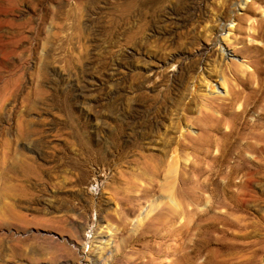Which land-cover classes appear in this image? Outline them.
Returning <instances> with one entry per match:
<instances>
[{"label": "rangeland", "instance_id": "374dc122", "mask_svg": "<svg viewBox=\"0 0 264 264\" xmlns=\"http://www.w3.org/2000/svg\"><path fill=\"white\" fill-rule=\"evenodd\" d=\"M220 1L0 0V264H176L167 251L181 235L161 240L178 189L180 254L194 264H242L239 247L221 262L214 250L261 238L264 177L253 169L264 152L230 145L241 127L264 124V95L234 118L253 94L245 88L233 107L214 111L221 121L208 122L201 108L228 90L223 77L237 81L223 70L214 90L202 86L191 98L190 87L218 56L220 32L207 40L205 27L237 34L229 28L243 13V40L220 43L233 53L226 62L253 71L254 49H236L261 45L251 35L264 0H229L225 17ZM259 78L264 86V71ZM208 123L218 131H203ZM157 163L160 170L146 168ZM151 217L152 236L142 238Z\"/></svg>", "mask_w": 264, "mask_h": 264}, {"label": "bare ground", "instance_id": "6f19581e", "mask_svg": "<svg viewBox=\"0 0 264 264\" xmlns=\"http://www.w3.org/2000/svg\"><path fill=\"white\" fill-rule=\"evenodd\" d=\"M256 1L261 2L262 0H256ZM252 3H253V1H252ZM228 4H229V0L220 1V10H221V15L223 17H225L227 15L226 8L228 7ZM251 8H252V6L250 4H247V6L245 8L246 12L248 11L250 13H253ZM187 9H188V7H187ZM247 18H248L247 15H245L244 13L237 16V24L234 26H230V28H229L230 32L233 31L234 33H237V34H233V35L222 33L223 27L219 28L218 31L214 32L213 31V26H214L213 24L205 27L204 31L201 34V37H204L207 40H209L208 38H210L212 35L215 37V35H217L220 32L219 33L220 39L214 38V41H213L215 43V45L219 44L218 45L219 46V50H218L219 52L217 51L218 56L211 58V59H209L210 57L207 58L205 66L202 67V69H201L202 71L200 72L199 76H197L198 78L196 77L194 79L190 73L194 69V66H197L199 64L201 65L202 60H203V59H201V57L198 58L197 60L189 61V65H187L184 72L182 71L183 72V78L185 81H187L188 79H191V78L194 79L192 81L193 87L192 86L190 87L191 88L190 93L192 96L191 98H193L197 93H199V89L202 86H204L205 88H210V90H214L211 83H213V81L216 79V77H218V75H217L219 73L218 71L227 70L228 72H230L232 74V79L237 81V83L228 86V85H226L228 80L225 77H223V81L220 82L219 86L221 88H224V90H225V87L227 86L228 90L226 89L225 94L222 96L218 95L219 97H217V98H212L210 100L208 99L209 100L208 101L209 107H208V105H206L205 108H201L200 112L207 118L208 122L209 121H221L222 117L219 115L215 116L214 111L217 110V111L222 112L224 109H226L227 106L233 107L238 102V100L240 99L245 88L251 87L252 88L251 93H253V94L244 96L245 98L241 102L242 108L240 109V111H234L232 113V116H234V118L240 117L241 114L247 109V107L249 105H251L250 103L255 104L256 102L262 100V98H263L264 86L262 84H260L261 81L259 78V74L262 71H264V65H260L259 63L264 62V55H263V53H264V19L260 18L259 20H256L257 21L256 24L254 22L252 25L253 32H252L251 36L255 40H260L261 45H252V46L243 45L239 49H236V51L241 50L243 52H247V51H250L251 49L252 50L254 49V52H255L254 54H255V57H257V60L252 61L250 59V61H252L251 62L252 65L254 66L253 71L249 72L247 69L249 66H247L244 63H236V62H233L232 60H230V63L226 62L227 59H230V57H232L233 53H231V51L227 50V48L222 47L221 43H220L221 41L222 42H224V41L229 42L231 40V38H233V43H235V42L240 43L244 38L242 34L246 33L247 31L250 30V28L244 27ZM202 54H204V52ZM202 54H199V55L202 56ZM214 55H215V53L213 52V53H211L210 56H214ZM223 65H224V68H223ZM255 79L258 80V84H259L258 88L251 86L253 80H255ZM241 85H242V87H241ZM187 95H185V96H187ZM195 98H197V97H195ZM190 101H191V99H190ZM215 127L217 130V126H214V125L208 123L204 126L203 131H206L207 133L212 132L215 129ZM260 128H264V124L255 125L254 123H252V124H248L246 126L241 127L239 130V133H237L238 137L233 139L230 146H234V147L236 146V150L238 149V153H240L239 150L241 149V151H242V147H244V150L245 149H247V150L251 149L257 155H259V154L261 155V153L264 152V130H259ZM246 131H248V132H246ZM232 133H233L232 128H230L228 131L224 132L225 141H227L229 139V136H231ZM244 139L247 141L245 143L243 142L244 143V145H243L241 140H244ZM250 139H252V140H250ZM227 143H229V142H225V144H227ZM236 143H238V144H236ZM15 159H16V157L14 156L13 161L10 165L11 170L16 169V160ZM177 167H178V165L175 164L174 165V171L177 170ZM146 168H148L150 170H155V171L160 170V166L158 165V163L157 164H151V165L147 166ZM249 169H252V167L250 166ZM253 170H255L256 172L259 171V172L263 173V177H264V162L262 161V164L259 163L257 166H255V168ZM179 181L183 182L181 179V176H179ZM140 191H141L140 195L147 194L146 189H141ZM170 196H171V206H168L167 209L172 211V213H171V216H169L170 218L167 220L166 225L170 224L171 230L166 231L164 233V235H162L163 238L161 240L162 241L161 243H166V241H168L169 239H172L175 236L177 237V234H178V236L181 235L179 237V239L176 240L177 241L176 244L175 245L172 244L171 249L169 251H167V253L168 254H174V252H176L175 255H179L176 258V260H179L180 258L181 259L178 262H176V264H194L192 261H190L191 263H189L190 258L185 255L188 252H186L185 254L184 253L180 254L181 252H183V243L181 242L182 241L181 239H183L182 238L183 231L181 230L183 225L178 223V219L181 217V214L183 213L181 189H178L177 193H176V191L175 192L170 191ZM129 197L135 198V196H133V195H129ZM159 205L160 204H156L154 207H151L150 211H154L155 209H157L159 207ZM263 208H264V204H263ZM128 211H130V210H128ZM148 223H151V224L153 223L152 217L147 221V223H144L141 227L140 232L142 233V236H143L142 238L152 236L150 233L153 231L149 230V227H147ZM176 223H178V224L175 227ZM261 229H262V234H261V238H259V239L253 238L251 240L249 239L248 241L244 240L243 243L239 244L237 242L234 245L228 244L227 242L217 243L218 247L216 250H217L218 254L214 250V254H215L214 260L221 262L220 260H218V256H224L225 254L230 252L231 248H233L232 250H235L234 248L238 249V247H239L241 249L242 255L246 256L244 258V260L242 259L243 260L242 264H256V263H258L260 261L261 257L264 255V219H263L262 224H261ZM155 233L156 234L158 233V229ZM210 245L211 244L209 243L208 246H210ZM212 258L213 257H211V258L207 257V259L205 261H207V263H208L211 261ZM221 260H224V259H221ZM214 262H213V264H215Z\"/></svg>", "mask_w": 264, "mask_h": 264}]
</instances>
